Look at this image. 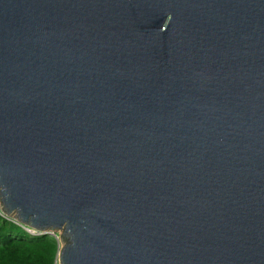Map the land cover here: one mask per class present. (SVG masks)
<instances>
[{"label": "water", "instance_id": "95a60500", "mask_svg": "<svg viewBox=\"0 0 264 264\" xmlns=\"http://www.w3.org/2000/svg\"><path fill=\"white\" fill-rule=\"evenodd\" d=\"M0 204L59 264H264V0H0Z\"/></svg>", "mask_w": 264, "mask_h": 264}, {"label": "trees", "instance_id": "16d2710c", "mask_svg": "<svg viewBox=\"0 0 264 264\" xmlns=\"http://www.w3.org/2000/svg\"><path fill=\"white\" fill-rule=\"evenodd\" d=\"M58 246L48 234L30 236L0 218V264H53Z\"/></svg>", "mask_w": 264, "mask_h": 264}, {"label": "built area", "instance_id": "2783aa9c", "mask_svg": "<svg viewBox=\"0 0 264 264\" xmlns=\"http://www.w3.org/2000/svg\"><path fill=\"white\" fill-rule=\"evenodd\" d=\"M6 215H8V214H6V213H4L3 211H2V209H1V207H0V218L1 219H7V220H9L10 222H12V220H10V218H6ZM14 222H12V223H14V224H16L17 226H19L21 229H23L27 234L30 232V231H34V232H36V235H30V236H37V235H41V234H48V232H40V231H37V230H33V229H31V228H28L27 226H25V225H22V224H20L19 222H18V220H13ZM54 232V231H53ZM48 235H50V233L48 234ZM50 236H52L54 239H56L57 240V242H58V235H55L54 233L52 234V235H50ZM59 245V244H58ZM59 247V246H58ZM53 264H59V262H58V260H57V256H56V258H55V260L53 261Z\"/></svg>", "mask_w": 264, "mask_h": 264}, {"label": "rangeland", "instance_id": "374dc122", "mask_svg": "<svg viewBox=\"0 0 264 264\" xmlns=\"http://www.w3.org/2000/svg\"><path fill=\"white\" fill-rule=\"evenodd\" d=\"M0 207H1V206H0ZM6 218H10V220H12V222H14L13 220H15V218H14L13 216H11V215H6ZM4 220L10 222V221L7 220V219H4ZM53 233H54L55 235H58V237H59L60 230L54 231ZM28 234H30V235H36V232H34V231H30ZM58 244H59V247L62 245V243H60V241H59V238H58Z\"/></svg>", "mask_w": 264, "mask_h": 264}, {"label": "bare ground", "instance_id": "6f19581e", "mask_svg": "<svg viewBox=\"0 0 264 264\" xmlns=\"http://www.w3.org/2000/svg\"><path fill=\"white\" fill-rule=\"evenodd\" d=\"M0 206H1V209H2V205L1 204H0ZM8 215H11V216L15 217L13 212L9 213Z\"/></svg>", "mask_w": 264, "mask_h": 264}]
</instances>
